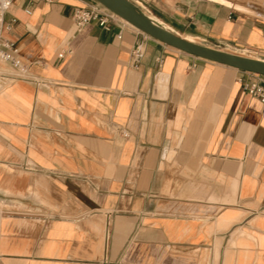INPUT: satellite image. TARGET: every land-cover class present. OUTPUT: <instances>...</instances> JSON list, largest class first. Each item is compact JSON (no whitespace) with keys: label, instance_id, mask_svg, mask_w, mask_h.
I'll return each instance as SVG.
<instances>
[{"label":"crops","instance_id":"1","mask_svg":"<svg viewBox=\"0 0 264 264\" xmlns=\"http://www.w3.org/2000/svg\"><path fill=\"white\" fill-rule=\"evenodd\" d=\"M132 1L183 38L264 60V0ZM95 4L14 0L5 15L26 72L0 61V264H264L249 75L119 16L78 28L74 10Z\"/></svg>","mask_w":264,"mask_h":264},{"label":"water","instance_id":"2","mask_svg":"<svg viewBox=\"0 0 264 264\" xmlns=\"http://www.w3.org/2000/svg\"><path fill=\"white\" fill-rule=\"evenodd\" d=\"M101 5L129 21L142 32L152 37L181 49L185 52L237 67L242 70L264 75V60L252 58L217 48L209 47L195 41L183 38L161 24L153 21L132 0H96Z\"/></svg>","mask_w":264,"mask_h":264},{"label":"built area","instance_id":"3","mask_svg":"<svg viewBox=\"0 0 264 264\" xmlns=\"http://www.w3.org/2000/svg\"><path fill=\"white\" fill-rule=\"evenodd\" d=\"M14 0H0V61L9 63L12 67L18 70L20 75L26 72V65L22 61L19 50L15 42L4 36L5 30V15L10 9ZM119 18L115 13L101 5L99 2L95 5L85 7H77L73 12V19L78 28L91 23L97 22L105 28H109V23ZM64 53H60L62 57ZM133 55L138 60L142 55V49L137 46L133 50ZM249 78L243 83L244 89L250 95L256 96L264 104V75L244 70Z\"/></svg>","mask_w":264,"mask_h":264},{"label":"bare ground","instance_id":"4","mask_svg":"<svg viewBox=\"0 0 264 264\" xmlns=\"http://www.w3.org/2000/svg\"><path fill=\"white\" fill-rule=\"evenodd\" d=\"M218 1H221V2H224V3H229L228 1H226V0H218ZM240 8V7H239ZM241 9H245V8H242L241 7ZM117 15V14H116ZM117 16H119V15H117ZM120 18H122L121 16H119ZM149 17L153 20V21H155L156 23H158V24H160V22L157 20V19H155L154 17H152L151 15H149ZM123 20H125L124 18H122ZM127 23H129V24H131L129 21H127V20H125ZM131 25H133V24H131ZM134 26V25H133ZM135 27V26H134ZM135 28H137V27H135ZM138 29V28H137Z\"/></svg>","mask_w":264,"mask_h":264},{"label":"rangeland","instance_id":"5","mask_svg":"<svg viewBox=\"0 0 264 264\" xmlns=\"http://www.w3.org/2000/svg\"><path fill=\"white\" fill-rule=\"evenodd\" d=\"M240 7V6H239ZM241 8V7H240ZM243 8V7H242Z\"/></svg>","mask_w":264,"mask_h":264}]
</instances>
